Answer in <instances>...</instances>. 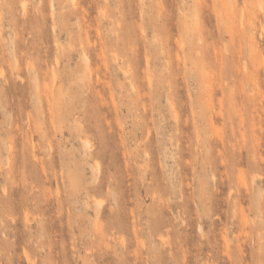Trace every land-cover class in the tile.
Masks as SVG:
<instances>
[{"label":"rangeland","instance_id":"374dc122","mask_svg":"<svg viewBox=\"0 0 264 264\" xmlns=\"http://www.w3.org/2000/svg\"><path fill=\"white\" fill-rule=\"evenodd\" d=\"M0 264H264V0H0Z\"/></svg>","mask_w":264,"mask_h":264},{"label":"bare ground","instance_id":"6f19581e","mask_svg":"<svg viewBox=\"0 0 264 264\" xmlns=\"http://www.w3.org/2000/svg\"><path fill=\"white\" fill-rule=\"evenodd\" d=\"M181 45V44H180Z\"/></svg>","mask_w":264,"mask_h":264}]
</instances>
